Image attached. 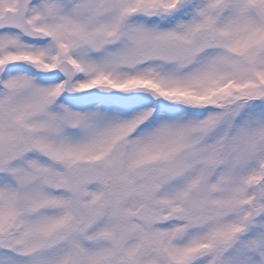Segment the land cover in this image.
<instances>
[{"label": "snow or ice", "instance_id": "obj_1", "mask_svg": "<svg viewBox=\"0 0 264 264\" xmlns=\"http://www.w3.org/2000/svg\"><path fill=\"white\" fill-rule=\"evenodd\" d=\"M0 264H264V0H0Z\"/></svg>", "mask_w": 264, "mask_h": 264}]
</instances>
